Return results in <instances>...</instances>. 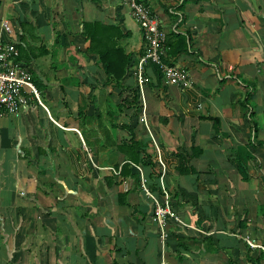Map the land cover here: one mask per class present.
Masks as SVG:
<instances>
[{
  "label": "crops",
  "instance_id": "crops-1",
  "mask_svg": "<svg viewBox=\"0 0 264 264\" xmlns=\"http://www.w3.org/2000/svg\"><path fill=\"white\" fill-rule=\"evenodd\" d=\"M143 2L187 87L148 68L139 94L121 0H0L42 104L0 117V264H264V0ZM111 41L131 58L119 86ZM161 173L162 227L140 184L160 202Z\"/></svg>",
  "mask_w": 264,
  "mask_h": 264
},
{
  "label": "built area",
  "instance_id": "built-area-1",
  "mask_svg": "<svg viewBox=\"0 0 264 264\" xmlns=\"http://www.w3.org/2000/svg\"><path fill=\"white\" fill-rule=\"evenodd\" d=\"M121 2L128 8L131 17L137 23L144 44V54L139 58L134 71L139 94H142V88L147 82L143 68L148 61L158 66L167 85L187 87L189 85L187 74L176 66L166 65L162 62L166 35L161 29L156 15L142 0H121ZM0 28L6 33L11 32L6 23H0ZM30 100L42 106L39 92L30 80L28 69L19 61L17 48L0 35V117L17 115L24 106L30 103ZM139 122L146 125L144 113L141 114ZM162 179L163 174L161 173L158 182L162 200L159 202L157 197L147 189L146 179L140 175L141 192L152 202L154 220L161 227L167 219L178 223V219L170 209L169 197L164 191Z\"/></svg>",
  "mask_w": 264,
  "mask_h": 264
},
{
  "label": "trees",
  "instance_id": "trees-1",
  "mask_svg": "<svg viewBox=\"0 0 264 264\" xmlns=\"http://www.w3.org/2000/svg\"><path fill=\"white\" fill-rule=\"evenodd\" d=\"M95 27L97 26L92 25L91 27H89L88 31L87 30L85 31V35L89 39L91 45H94V41L96 42L95 37H96L97 31ZM103 30H107V28H104ZM177 46L180 47L179 50H176V48H174L175 47L174 44L172 45V43L169 40H165V44H164L165 53H164V56L162 57V62L164 64L170 65L169 58L174 57V55L179 53L181 50H185V47L182 46L181 41L179 45L177 44ZM97 54H98L100 63L105 66V73L109 77V82L114 83L119 86V83L125 78L127 69L131 62V58L129 54H126L125 50L122 47H120L117 43H115L114 41L107 43L105 45V48L102 50V52H97ZM143 54H144V51H143ZM143 54L141 56H143ZM148 68L150 69L149 71H151V73L153 74V76L155 77L158 83L161 80H164L162 72L158 68V66L148 61L144 65V68H143L144 74L146 73ZM135 151H136L135 152L136 155L139 154L138 149L137 150L135 149ZM150 178L154 181V183H156L157 180H155L154 176Z\"/></svg>",
  "mask_w": 264,
  "mask_h": 264
}]
</instances>
